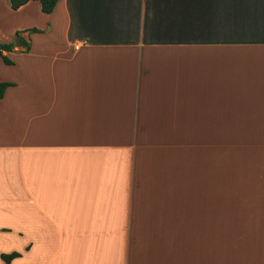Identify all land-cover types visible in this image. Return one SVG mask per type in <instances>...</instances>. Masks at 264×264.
<instances>
[{"label":"crops","instance_id":"0c3cea01","mask_svg":"<svg viewBox=\"0 0 264 264\" xmlns=\"http://www.w3.org/2000/svg\"><path fill=\"white\" fill-rule=\"evenodd\" d=\"M16 30L8 264H264V0H0Z\"/></svg>","mask_w":264,"mask_h":264},{"label":"trees","instance_id":"16d2710c","mask_svg":"<svg viewBox=\"0 0 264 264\" xmlns=\"http://www.w3.org/2000/svg\"><path fill=\"white\" fill-rule=\"evenodd\" d=\"M9 7L12 10L17 9L19 6H21L22 4H24L25 2H27L28 0H7ZM39 3V8L40 11L42 13H50L52 11V9L54 8L57 0H37ZM28 32H40V30L36 29V28H29L27 29ZM20 32L19 30H16L14 32V36H13V40L12 41H8V42H1L0 41V56L2 57V60L4 63H10V61L8 59H6L5 57H3L1 55V51L2 50H6V51H12L14 50V48L16 46H22L24 48V50H27L29 48V43L27 41H25L21 36H20ZM10 82H0V97L2 96V93L4 91V88L8 85H10ZM19 256L18 252L15 251H11L9 253H0V258L2 259V261L4 262V264H8L9 261L14 258Z\"/></svg>","mask_w":264,"mask_h":264}]
</instances>
